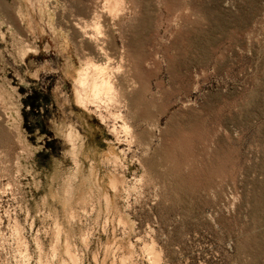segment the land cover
<instances>
[{"label":"rangeland","instance_id":"374dc122","mask_svg":"<svg viewBox=\"0 0 264 264\" xmlns=\"http://www.w3.org/2000/svg\"><path fill=\"white\" fill-rule=\"evenodd\" d=\"M0 264H264V0H0Z\"/></svg>","mask_w":264,"mask_h":264},{"label":"bare ground","instance_id":"6f19581e","mask_svg":"<svg viewBox=\"0 0 264 264\" xmlns=\"http://www.w3.org/2000/svg\"><path fill=\"white\" fill-rule=\"evenodd\" d=\"M135 114H136V113H135ZM118 118H120L122 121H124L123 116H118ZM123 129H124V128H123ZM117 140H119L118 137H117Z\"/></svg>","mask_w":264,"mask_h":264}]
</instances>
